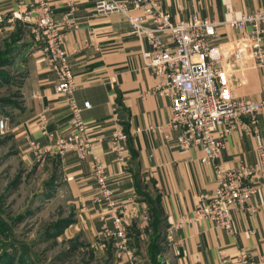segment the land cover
<instances>
[{
  "label": "crops",
  "instance_id": "0c3cea01",
  "mask_svg": "<svg viewBox=\"0 0 264 264\" xmlns=\"http://www.w3.org/2000/svg\"><path fill=\"white\" fill-rule=\"evenodd\" d=\"M119 1L131 5L133 0ZM49 2L56 19H61L69 2L75 4L78 26L66 35L64 42L74 73L72 96L80 106L90 102L91 108L84 111L83 118L90 135L97 139L96 154L106 165L115 203L117 206L130 203L132 214L128 226L131 253L119 254L112 239L98 240L104 224L100 218L103 208L93 203L97 182L91 174V158L80 160L75 152L60 156L53 140L40 132L38 118L45 114L50 132L56 136L69 134L71 111L69 97L56 92L57 79L45 44L29 33L22 50L25 68L22 97L15 105L17 110L12 109L7 133L26 166L50 157L58 159L62 178L78 206L74 222L63 231L65 239L80 238L91 249L93 258L110 264H136L140 255L137 244L155 233L162 239L160 260L165 264H219L222 256L232 259L241 251L249 254L253 264H264V196L261 194L254 197L250 206L233 214V232L205 219L175 231L173 241L166 239L169 227L182 215L192 216L203 196L213 194L217 186L215 171L201 161V148L184 152L175 142L166 140L167 134L173 137L179 134L167 128L172 117V101L155 90L158 79L143 59V51L151 47L130 33L128 20L121 14L94 17V0ZM162 3L175 21L198 15L220 22L264 9V0H162ZM16 7L14 0H0L3 10ZM17 26L27 30L22 24ZM15 27L3 29L15 30ZM26 30L24 33L29 31ZM241 38L240 31L220 27L212 41L232 50ZM226 66L234 98L264 101V68L257 67L250 56L236 60L233 53L227 58ZM116 107L118 121L113 117ZM116 127L128 135L131 157L127 165L119 161L110 145ZM256 127L264 139V113L259 115ZM30 140L38 143L42 151L34 152ZM256 149L254 136L240 126L229 137L217 164L223 169L253 164ZM108 225L111 227L110 220Z\"/></svg>",
  "mask_w": 264,
  "mask_h": 264
},
{
  "label": "built area",
  "instance_id": "2783aa9c",
  "mask_svg": "<svg viewBox=\"0 0 264 264\" xmlns=\"http://www.w3.org/2000/svg\"><path fill=\"white\" fill-rule=\"evenodd\" d=\"M14 1L17 2L16 8H0V29L22 24L43 42L56 75V92L69 97V134L56 136L50 132L45 114L38 118L40 132L53 140L60 156L75 152L80 160L91 158V174L97 182L93 203L103 208L100 217L103 230L97 238L112 239L119 254L131 253L128 238L131 204L117 206L115 203L106 165L96 154L97 139L90 135L89 125L83 118L84 111H89L91 104L85 102L80 106L72 96L74 73L64 42L66 35L78 26L75 4L69 2L61 19H56L49 0ZM109 14L124 16L129 22L130 33L151 47L143 51L144 63L158 79L155 90L172 101V117L167 128L179 131L176 137L167 134L166 140L175 142L184 152L201 148V161L212 166L216 174L217 186L213 194L203 196L192 216L182 215L169 227L166 239L173 241L175 231L205 219L233 232V214L250 206L255 196H264V139L256 127L259 115L264 113V101L234 98L226 60L232 53L236 60L250 56L257 67L264 68V9L220 22L198 15L175 21L163 8L162 0H133L131 5L119 0H94V17ZM220 27H230L242 33L239 44L232 49L234 52L212 41ZM166 34L169 39H165ZM113 117L118 121L117 107L113 109ZM240 126L256 140V161L223 169L217 159L229 137ZM8 127L9 119L0 117V132H7ZM29 143L34 152L42 151L38 143L32 140ZM110 145L119 161L127 165L131 151L128 135L122 128L116 127L112 131ZM85 207L83 205L82 209ZM145 220L149 217L145 216ZM219 264L253 263L249 254L241 251L232 259L222 256Z\"/></svg>",
  "mask_w": 264,
  "mask_h": 264
},
{
  "label": "rangeland",
  "instance_id": "374dc122",
  "mask_svg": "<svg viewBox=\"0 0 264 264\" xmlns=\"http://www.w3.org/2000/svg\"><path fill=\"white\" fill-rule=\"evenodd\" d=\"M24 30L0 29V117H7L9 123L22 97V50L31 34ZM14 143L7 132H0V264H106L93 258L80 238L67 240L63 235L78 206L58 159L26 166ZM161 242L157 233L139 242L136 264H165L159 259Z\"/></svg>",
  "mask_w": 264,
  "mask_h": 264
},
{
  "label": "trees",
  "instance_id": "16d2710c",
  "mask_svg": "<svg viewBox=\"0 0 264 264\" xmlns=\"http://www.w3.org/2000/svg\"><path fill=\"white\" fill-rule=\"evenodd\" d=\"M73 222H74V221H72L71 223H73ZM71 223H70V224H71ZM65 228H66V227H65ZM65 228H64V229H65ZM64 229H63L62 231H64ZM160 237H161V236H160ZM159 259H160V258H159ZM2 260H3V259H2ZM106 264H110V263H109V262H106Z\"/></svg>",
  "mask_w": 264,
  "mask_h": 264
}]
</instances>
